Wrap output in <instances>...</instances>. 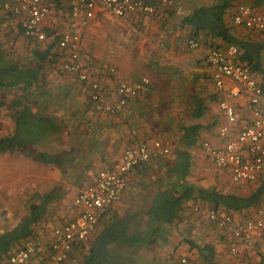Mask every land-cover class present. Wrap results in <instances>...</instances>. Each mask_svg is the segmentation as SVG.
<instances>
[{
	"label": "crops",
	"instance_id": "obj_1",
	"mask_svg": "<svg viewBox=\"0 0 264 264\" xmlns=\"http://www.w3.org/2000/svg\"><path fill=\"white\" fill-rule=\"evenodd\" d=\"M42 1L48 8L43 23L47 34L45 42L56 51L48 72L45 70L44 85L35 93L40 101L34 108L51 118L57 130L49 132L37 146L0 152V234L26 218L31 205L39 204L45 195L51 194L52 199L32 236L23 239L11 253L29 238L38 236L41 246L26 264H44L50 253L51 231L75 216L78 209L73 201L80 190L92 184L99 171L119 160L126 148L159 140L171 145L170 153L128 172L124 191L100 220L97 232L114 217L146 208L151 193L160 180L166 178V168L182 150L183 131L190 125H197L199 130L196 144L187 150L191 155L188 184L238 195H248L258 186L264 174L253 183L233 181L226 168L214 166L201 150L205 141L219 144L217 132L226 120L221 102L225 101L234 108L238 128L251 121L243 91L230 80H225L222 88L215 85L212 68L206 60L207 52L212 48L210 39L204 35L192 37L191 28L183 23V18L194 7L209 5L213 0H173L162 19L137 12L117 17L100 7L95 9L89 23L81 30L79 60L87 73L99 80L103 100L107 103L115 101L114 91L121 82L148 79V85L114 113L97 111L76 76L60 67L66 52L59 50L57 41L68 28V0ZM253 1L238 0L236 6L226 11L224 22L237 38L264 44V32L233 23L239 4L247 3L264 12V6L255 7ZM8 19L0 11V42L4 48L21 35L8 26ZM190 40L196 41L197 46L191 47ZM216 43L223 45L220 40ZM261 61L262 71L252 76L264 87V45ZM6 122L7 126L0 129V137L12 132V122L8 118ZM39 151L56 156L58 164L38 160L35 153ZM191 203L187 201L182 206L179 233L169 226L167 242L159 245L151 255L167 258L176 246V252H186L190 247L186 240L190 239L183 231L187 229L192 238L199 239L198 242L203 238L204 242L213 243L223 258L232 264L234 259L226 251L230 229L222 230L199 219L191 212ZM201 203L197 204L203 206ZM260 209L264 210V198L258 206L241 210L233 216L238 221L255 218ZM79 249L72 250L66 264H80L78 251L83 252ZM238 255L244 261L237 264L257 261L264 255V238L257 239L250 252L240 247Z\"/></svg>",
	"mask_w": 264,
	"mask_h": 264
},
{
	"label": "built area",
	"instance_id": "obj_2",
	"mask_svg": "<svg viewBox=\"0 0 264 264\" xmlns=\"http://www.w3.org/2000/svg\"><path fill=\"white\" fill-rule=\"evenodd\" d=\"M68 4V28L57 41L59 50L66 52L63 70L76 76L87 90L89 100L97 111L114 113L124 107L128 99L137 96L148 85V79L119 83L114 91L116 100L105 102L99 80L91 77L80 63L81 30L89 23L97 7L117 17L137 12L162 19L166 10L173 5V0H68ZM0 11L9 17L8 26L11 29L21 32L28 39L46 41L43 23L48 15V8L42 0H1ZM233 23L254 31H264V12L257 11L247 3L239 4L233 15ZM197 44L194 40L189 41L191 47H196ZM237 52L235 45L224 49L211 48L206 60L212 68L213 80L218 88L223 87L225 80H230L246 95L251 121L238 128L234 108L225 101L221 102L220 108L226 120L217 132L219 144L205 141L201 144V150L214 166L226 168L233 181L255 182L264 174V87L252 77L245 64L234 60ZM170 151L171 145L166 142H142L135 147L126 148L119 160L99 171L94 182L82 188L74 198L73 203L78 209L75 216L52 229L50 253L44 264H66L72 250L88 242L96 234L100 220L124 191L128 172L152 159L167 156ZM194 211L213 226L230 229V255H238L240 247L250 252L255 241L264 238L263 209L258 211L257 217L243 221H238L222 208L195 207ZM40 246L38 236L29 238L2 264H26ZM181 263L189 262L183 256Z\"/></svg>",
	"mask_w": 264,
	"mask_h": 264
},
{
	"label": "trees",
	"instance_id": "obj_3",
	"mask_svg": "<svg viewBox=\"0 0 264 264\" xmlns=\"http://www.w3.org/2000/svg\"><path fill=\"white\" fill-rule=\"evenodd\" d=\"M237 3L238 0H213L209 5L196 6L183 18V23L191 28L192 37L207 36L212 43L210 45L212 48L235 45L238 52L234 60L244 63L252 75L262 71L261 53L264 44L242 40L230 33L224 22V15ZM252 3L255 7L264 6V0H254ZM28 40L35 43L45 42ZM218 40L223 45L217 44ZM54 53L50 44L44 48L33 49L31 64L22 65L0 42V94L6 97L0 99V109H4L6 117L13 124L12 132L0 137V152L37 146L49 132L57 130V125L51 118L42 115L34 108L37 101H40L35 93L44 85L46 70L44 66L52 63ZM65 57L60 65L62 70ZM198 130L197 125L184 128L182 150L175 155L174 162L166 168V178L160 180V184L151 193L150 203L146 208L132 210L124 216L112 218L88 243L75 247L80 248L79 250L84 248L82 254L78 251L81 255L80 264H183L181 263L183 256L189 263L231 264L223 258L222 253L216 250L213 243L204 241L195 243L193 240H186L190 246L186 252L182 254L176 252V246L167 258H155L151 255L159 245L167 242V228L179 222L180 212L185 202L192 201L191 212L195 215H198L194 211L195 207L222 208L233 215L241 210L258 206L264 198V177L248 195L197 188L187 183L191 173V155L187 150L196 144ZM35 157L46 163L58 164L59 162L56 156L45 151L36 152ZM51 199V194L45 195L39 204L31 205L26 218L0 234V262L11 255L23 239L32 236L34 227L46 214V205ZM198 201L204 205L197 204L201 203ZM198 218L204 220L200 216ZM230 237L231 235L228 237V244L226 243L227 252L232 242ZM230 257L234 259L232 264L244 261L239 255ZM246 264H264V255L257 261Z\"/></svg>",
	"mask_w": 264,
	"mask_h": 264
},
{
	"label": "rangeland",
	"instance_id": "obj_4",
	"mask_svg": "<svg viewBox=\"0 0 264 264\" xmlns=\"http://www.w3.org/2000/svg\"><path fill=\"white\" fill-rule=\"evenodd\" d=\"M11 43H12V45H11ZM46 45H47L46 42H44V43H35V42L31 41V40H28V39L22 37L21 35H17L12 42H9L8 45L5 46V49L7 48L6 50L9 51L13 56H15L22 65H28V64H31V58H32L33 49L44 48ZM53 51H56V50L53 49ZM44 67H45L46 73H47L48 70H49V66L47 65V66H44ZM2 98L5 99L6 97H5V95L0 94V99H2ZM6 121H7V117L5 115L4 109L2 108V109H0V123H1V127H3V126L6 127L7 126L8 123ZM178 224H179V222H177L174 225L175 227L170 226L171 229L173 230V228H174L177 233H179L178 229H180L179 228L180 226ZM190 233H191V231H188L187 229L183 231V234L185 236H187L190 240L194 239L193 241L195 243H200L201 241H203V238H202V240L200 239V241L198 242L199 239L198 238H192ZM81 250H82L81 252L84 251V249H81Z\"/></svg>",
	"mask_w": 264,
	"mask_h": 264
}]
</instances>
